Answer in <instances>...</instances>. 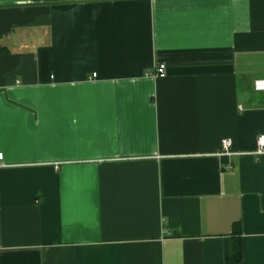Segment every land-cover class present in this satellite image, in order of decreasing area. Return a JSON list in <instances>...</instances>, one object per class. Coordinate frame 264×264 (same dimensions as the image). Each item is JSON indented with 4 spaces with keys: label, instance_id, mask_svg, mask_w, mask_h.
I'll return each instance as SVG.
<instances>
[{
    "label": "crops",
    "instance_id": "obj_1",
    "mask_svg": "<svg viewBox=\"0 0 264 264\" xmlns=\"http://www.w3.org/2000/svg\"><path fill=\"white\" fill-rule=\"evenodd\" d=\"M257 80L264 0H0V264H264Z\"/></svg>",
    "mask_w": 264,
    "mask_h": 264
},
{
    "label": "built area",
    "instance_id": "obj_2",
    "mask_svg": "<svg viewBox=\"0 0 264 264\" xmlns=\"http://www.w3.org/2000/svg\"><path fill=\"white\" fill-rule=\"evenodd\" d=\"M154 75L158 78H164L166 76V66L165 64H160L156 70ZM96 74L93 75L95 78ZM255 90L264 92V80H257L255 82ZM232 140L225 138L221 141V149L220 154L230 155L232 154ZM256 156H264V135L260 136L257 141V148L254 152ZM0 159H2V155L0 154Z\"/></svg>",
    "mask_w": 264,
    "mask_h": 264
},
{
    "label": "trees",
    "instance_id": "obj_3",
    "mask_svg": "<svg viewBox=\"0 0 264 264\" xmlns=\"http://www.w3.org/2000/svg\"><path fill=\"white\" fill-rule=\"evenodd\" d=\"M240 228V227H239ZM235 228L234 233L240 234L241 231L240 229ZM243 247H242V240L240 238H236L232 240L230 244V249H229V255L227 259L225 260V264H240L243 258Z\"/></svg>",
    "mask_w": 264,
    "mask_h": 264
}]
</instances>
